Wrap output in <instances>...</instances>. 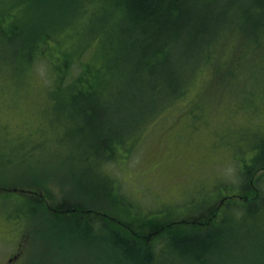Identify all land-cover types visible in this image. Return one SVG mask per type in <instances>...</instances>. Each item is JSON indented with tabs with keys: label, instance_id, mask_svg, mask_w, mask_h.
Instances as JSON below:
<instances>
[{
	"label": "rangeland",
	"instance_id": "rangeland-1",
	"mask_svg": "<svg viewBox=\"0 0 264 264\" xmlns=\"http://www.w3.org/2000/svg\"><path fill=\"white\" fill-rule=\"evenodd\" d=\"M219 1L215 0L219 9L234 7L235 2L241 5L232 9L231 23L219 29L223 38L220 42L232 45L226 51L223 50L225 44L219 46L216 57L219 68L213 73L210 67L198 65L201 71L186 83L189 89L182 101L168 106L167 99L163 103L162 99L156 100L158 106L150 110V104L138 115L130 113L131 103L126 113L120 111L121 102L126 104L125 100L133 97L121 94L123 74L120 67L124 65L116 63L119 52L115 48L118 27L123 22L113 16L115 0L92 1L83 12L74 11L72 15L70 9L60 14L53 3L0 0V13L5 10L7 14L2 26L9 33H16L20 44H26L32 22L40 19V25L50 27L47 22L53 19H48V15L57 18L54 27L62 22L64 24L60 25L66 27L77 23L82 32L77 37L82 36L88 43L78 55L96 66H107L110 72L101 99L108 101L111 107L109 114H105L109 118L108 125H103L104 120L92 126L86 117L84 122L74 119L68 134L62 135L54 120L56 107L49 111L52 120L48 121L45 116L51 80L46 66L39 60L35 62L38 69L32 70L26 83L0 89V264H103L104 256L101 257L97 246L93 259L85 245L81 253L72 250L69 243L57 242L56 247L55 242L46 237L54 236L53 229L48 226L59 211L92 207L95 204L86 202L95 200L90 197L92 193L106 198L99 193L109 178L105 175L116 177L135 207L150 210L144 217L130 210L112 212L113 218L135 229L155 230L172 222L179 227L192 222L210 223L231 204H252L256 188L260 187L257 179L264 168L248 178L241 174L244 162L235 157L253 155L247 136L264 132V45H256L255 49L251 44L255 43L253 36L246 34V28L239 31L249 0ZM77 5L79 2L75 7ZM118 13L121 15V9ZM96 16L103 18H98L100 22L103 20L99 32L91 29ZM219 22L220 18L216 22L218 28ZM60 34L67 35L63 31ZM73 38L65 40L66 48L70 49ZM103 45L105 53L100 52ZM5 47L6 51H0L5 58L8 56L3 68L10 67L12 58L18 55L9 43H5ZM16 60L20 62V56ZM3 71L1 68L0 76ZM213 74L217 82L211 81ZM182 86L186 89L184 82ZM64 117L68 118V114ZM78 125L85 128L79 130ZM123 128H127L125 137L128 142L129 139L133 141L130 145L134 146L126 145L116 157L108 158L102 167L104 173L99 170L100 164L95 157L84 159L85 151L93 152L95 146L104 147L107 133H124ZM63 140H69L71 146L68 148ZM36 143L35 151L25 156L28 148ZM246 219V225H254L249 216ZM227 226L230 228L225 229L231 230L232 235L231 222ZM237 234L234 242L239 238L238 247L213 253L199 264H264V221ZM65 239L70 241V238ZM71 244L74 247L77 243ZM183 258L184 263L177 256L173 259L165 256L161 263H194L192 258Z\"/></svg>",
	"mask_w": 264,
	"mask_h": 264
},
{
	"label": "trees",
	"instance_id": "trees-1",
	"mask_svg": "<svg viewBox=\"0 0 264 264\" xmlns=\"http://www.w3.org/2000/svg\"><path fill=\"white\" fill-rule=\"evenodd\" d=\"M35 1L40 4L57 5L60 14L67 13L70 9L72 15L74 11L83 12L87 4L95 0ZM76 2H79V5L75 7ZM81 3L85 4L81 5ZM113 4L115 5L113 16H117L123 22L118 27L119 37L115 48L119 52L116 63L124 65L122 69L120 67L123 74L121 94L122 97H133L129 101L125 100L126 104L121 102L120 111L126 113L127 106L131 103L133 108L130 113L138 115L142 108L150 104V110L152 106L155 108L156 100L162 99L161 103H163L167 99L170 102L168 106L182 101L189 89L186 83H190L193 76L196 77L201 71L198 65L208 66L213 73L216 72L219 68L217 64L219 62L216 59L219 46L225 44L224 51L231 49L232 46L230 43L220 42L222 37L219 29L221 25H223L222 29H225L226 25L231 23L232 9L241 7L235 2L234 7L230 5L226 9L224 7L219 9L215 0H115ZM120 9L121 15L118 13ZM244 9L243 18L240 21L243 24L239 25V31L241 32L243 27L246 28V34L253 36L252 40L255 43L251 44L256 49L264 45V0H249L247 8ZM5 12L3 10L0 13V51L3 49L6 51L5 43H9L15 47L16 52H20H17V57L12 58V64L7 68L3 66L6 65L8 56L5 58L3 53L0 54V69L4 70L3 75L0 76V89L10 87L11 84L26 83L32 70L38 69L35 62L39 60L46 66L51 80L48 85V107L44 109L48 114L45 116L48 121L52 120L49 111L53 108L55 110L56 107L57 116L54 120H56V127L61 129L62 135L68 134L73 127L74 119H82L84 122L86 117L92 126H98L104 120L103 125H108L109 118L105 117V114H109L111 107L108 101H102L101 97L104 94V83L107 85L105 82L107 74L110 72L106 70L107 66H96L92 62L84 61V57H80L88 43L82 39V36L80 39L77 37V34L81 32L77 23L66 27L60 25L64 24L62 22L56 26L59 27L57 29L54 27L57 18L47 16L48 19H53L47 22L50 27L40 25V19H38L28 28L29 35L24 45L19 43L16 33L7 32V28L2 26L7 16ZM98 18L103 19L102 16H96L91 22L93 24L91 29L94 32H99L102 28V25H99L103 20L100 22ZM219 18L221 23L219 22L218 28L216 22ZM61 31L66 32L67 35H61ZM68 37H74L73 42L75 41L71 43L70 49L65 46V40ZM104 48L106 49L105 45L100 52L105 53ZM80 52L81 54L78 55ZM19 56L20 62L16 60ZM221 68L224 67L221 66ZM110 70L113 71V68L111 67ZM251 70L254 71L253 68ZM215 79L213 74L211 81H216ZM183 82L186 89L182 86ZM106 91L109 94L107 89ZM67 114L68 118H65ZM81 127L84 126L78 125L77 129L80 130ZM126 130L127 128H123L124 133H115V135L107 133L103 140L104 147L95 146L93 152L85 151L82 156L85 160L95 157L100 164L99 170H102L103 165L109 161L108 158L116 157L117 152L126 145L134 146L130 145L133 141L130 139L129 142L127 141ZM247 138L251 141L253 155L249 158L237 155L235 159H241L244 162L241 166V169L243 168L241 174L253 178L257 170L264 168L262 164L264 162V132L257 131ZM64 143L68 148L71 146L69 140ZM81 144L80 142L79 145ZM37 146L38 143L28 148L25 156L33 153ZM238 153H241L239 148ZM105 176L110 179L108 178L105 188L102 187L99 193L104 194L106 198H100L92 193L90 197L95 199L94 202L87 201L86 196L83 195L86 202L95 205L86 209L78 207L59 211L54 218L52 216L53 219L48 226L49 229H53L54 236L47 235V240H53L55 244L69 243L72 250L81 251V253L82 245H85V248L91 251L93 259L96 254L94 247L97 246L101 257L104 256L103 264H112V262L115 264H162L165 256L171 259L177 256L182 263L185 262L183 257H188L193 259L192 264H199L213 253L219 254L238 247L239 238L234 242V236L238 235L237 231L242 232L244 228L255 227L259 222L264 221V173L257 179L260 187L256 188L257 192L250 206L237 202L231 204L223 213H219L210 223L192 222L190 225L185 224L179 227L174 226L176 222H172L168 226L158 227L155 230L135 229L130 224H123L113 218L112 212L119 210H130L134 215L143 217L150 210L142 211V208L135 207L136 205L132 203L116 177ZM103 204L107 207L100 206ZM246 216L252 219L253 226L246 225ZM230 222L233 228L232 235L231 230H228L230 227L227 226ZM65 238H70V241H64L67 240ZM72 242L77 244L73 247ZM61 247L62 245L57 250Z\"/></svg>",
	"mask_w": 264,
	"mask_h": 264
}]
</instances>
